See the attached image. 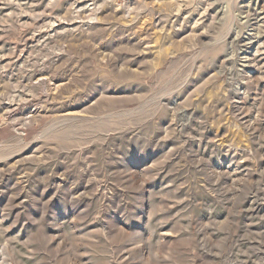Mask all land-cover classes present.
Instances as JSON below:
<instances>
[{"label": "rangeland", "instance_id": "374dc122", "mask_svg": "<svg viewBox=\"0 0 264 264\" xmlns=\"http://www.w3.org/2000/svg\"><path fill=\"white\" fill-rule=\"evenodd\" d=\"M0 264H264V0H0Z\"/></svg>", "mask_w": 264, "mask_h": 264}]
</instances>
